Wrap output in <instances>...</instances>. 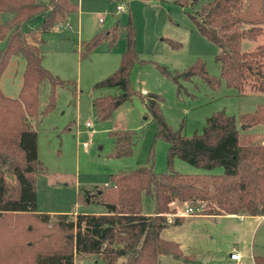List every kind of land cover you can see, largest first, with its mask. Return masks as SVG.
Masks as SVG:
<instances>
[{"label":"trees","instance_id":"16d2710c","mask_svg":"<svg viewBox=\"0 0 264 264\" xmlns=\"http://www.w3.org/2000/svg\"><path fill=\"white\" fill-rule=\"evenodd\" d=\"M120 1V0H116ZM180 6H193L199 0H171ZM74 0H0V79L10 60L21 56L25 65L18 95L10 97L0 86V264H74L88 257L102 264H158L163 255L194 264L193 254H185L180 244L161 236L162 230L182 221L179 206L192 207L190 214H264V140L240 127L264 126V103L251 112L232 115L224 109L205 119L201 132L190 136L173 129L165 121L163 98L155 93L132 89L129 72L141 61L135 47L131 15L123 28L126 46L118 67L95 83V87H116L117 94L93 99L97 118L105 120L124 101L137 94L156 122V137L168 143L166 169L157 173L149 159L130 171L109 174L108 183L79 192L82 199L95 200L103 207L98 214L36 211L35 176L41 171L37 156V134L30 120L38 115L39 86L48 79L52 88L63 80L43 67L42 35L67 23L76 12ZM39 15L37 27L24 24ZM197 32L218 51L214 60L219 76L208 73L202 59L181 71L161 68L163 76L177 83L200 78L212 89L224 81L241 94L245 88L264 91V44L242 51L243 38L256 39L264 31L263 0H209L187 12ZM121 31L113 27L98 30L80 43L87 56L102 41L112 46ZM176 48L180 43L168 39ZM53 94L42 113L52 110ZM109 156L120 158L133 152L137 133L124 128L109 131ZM179 158L207 173L187 174L172 168ZM221 167V173L211 170ZM12 175L13 179L8 178ZM154 199L151 214L142 213V195ZM197 208H199L197 210ZM173 216V218H170ZM255 264H264L256 255Z\"/></svg>","mask_w":264,"mask_h":264},{"label":"rangeland","instance_id":"374dc122","mask_svg":"<svg viewBox=\"0 0 264 264\" xmlns=\"http://www.w3.org/2000/svg\"><path fill=\"white\" fill-rule=\"evenodd\" d=\"M74 1L78 3L77 11L68 16L67 23L45 32L40 44L43 67L64 83L53 88L48 79L40 83L38 115L29 122L37 134V156L41 166V171L35 176L37 212L101 213L103 207L100 204L95 200H81L78 193L84 189L94 191L96 185L108 183L109 174L134 170L149 159L155 172L160 173L167 168L168 143L156 137V122L139 95H132L105 120L97 118L93 107L95 97L119 92L116 87L94 85L118 67L126 46L123 28L129 15L134 27L135 47L142 60L136 62L129 72L130 85L136 91L162 96L161 112L173 129H181L190 136L201 132L205 119L214 111L224 109L228 114L238 115L251 112L258 104L264 103V91L253 92L246 87L239 94L228 88L224 81L212 89L198 77L180 81L178 88L177 83L162 75L161 68L169 72L181 71L200 58L209 74L219 76L214 60L218 48L197 32L187 16V12L209 0H199L193 6H180L171 0ZM119 3L124 6L121 12L116 9ZM11 16L10 13H2L0 21ZM99 18H102L101 23ZM40 20L39 15L33 17L24 24V29L37 27ZM116 23L121 32L114 45L104 40L90 54L83 55L82 40ZM168 39L180 43V46L172 47ZM260 44H264V32L254 40L243 38L240 46L242 51H247ZM24 65L21 56L10 60L0 79L4 94L10 97L18 95ZM51 94L54 106L51 111L42 113ZM87 122L90 126L86 125ZM114 128L137 133L138 139L130 155L120 158L109 156L112 146L109 131ZM242 129L264 140V126H243ZM172 168L187 174L208 172L179 158L173 160ZM210 172L221 173L222 168L217 167ZM184 209L185 205L178 208L179 211ZM153 210V197L143 194L142 213L151 214ZM74 264L102 262L83 257L75 259Z\"/></svg>","mask_w":264,"mask_h":264},{"label":"crops","instance_id":"0c3cea01","mask_svg":"<svg viewBox=\"0 0 264 264\" xmlns=\"http://www.w3.org/2000/svg\"><path fill=\"white\" fill-rule=\"evenodd\" d=\"M106 184L107 182H104L103 185ZM96 187L100 186L96 185ZM184 211H179L178 214L182 217V221L162 230L161 236L178 242L183 253L193 254L194 264H255L256 255L264 256L262 215L213 216L190 214ZM230 253H237L238 259L230 258ZM158 264H183V262L170 255H163L159 258Z\"/></svg>","mask_w":264,"mask_h":264},{"label":"built area","instance_id":"2783aa9c","mask_svg":"<svg viewBox=\"0 0 264 264\" xmlns=\"http://www.w3.org/2000/svg\"><path fill=\"white\" fill-rule=\"evenodd\" d=\"M116 9L117 11L121 12L124 10V6L122 3H119L118 5H116ZM99 22H102V18H99ZM68 25V24H67ZM87 126H90V124L87 122L86 123ZM83 146H85V143L82 144ZM199 208H197L198 210ZM193 211L192 207H186L185 208V213H191ZM262 218L264 219V214H262ZM239 255L237 253H230V258L232 259H238Z\"/></svg>","mask_w":264,"mask_h":264},{"label":"water","instance_id":"95a60500","mask_svg":"<svg viewBox=\"0 0 264 264\" xmlns=\"http://www.w3.org/2000/svg\"><path fill=\"white\" fill-rule=\"evenodd\" d=\"M242 127H243V126H242ZM8 177H9V178H11V179L13 178V176H12V175H8Z\"/></svg>","mask_w":264,"mask_h":264}]
</instances>
